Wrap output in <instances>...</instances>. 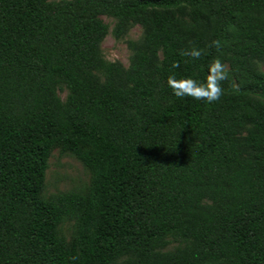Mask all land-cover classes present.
<instances>
[{
    "label": "trees",
    "instance_id": "16d2710c",
    "mask_svg": "<svg viewBox=\"0 0 264 264\" xmlns=\"http://www.w3.org/2000/svg\"><path fill=\"white\" fill-rule=\"evenodd\" d=\"M215 58L220 100L172 93ZM54 145L91 180L44 202ZM0 264H264V0H0Z\"/></svg>",
    "mask_w": 264,
    "mask_h": 264
},
{
    "label": "rangeland",
    "instance_id": "374dc122",
    "mask_svg": "<svg viewBox=\"0 0 264 264\" xmlns=\"http://www.w3.org/2000/svg\"><path fill=\"white\" fill-rule=\"evenodd\" d=\"M49 2L60 0H47ZM103 24L107 26V33L100 44V52L105 61L118 62L123 67H127L131 55L127 48L128 41H137L141 36V29L138 26L131 27L124 36L119 39L113 37L111 31L114 20L105 16L99 17ZM58 95L64 99L65 92L60 91ZM90 172L68 151L60 145H54L49 149L46 170L40 199L44 202L51 200L59 193L75 192L84 194L90 184ZM73 234V223L64 222L57 228V235L68 243ZM166 246L158 249L159 251H171L181 242L176 238L167 237Z\"/></svg>",
    "mask_w": 264,
    "mask_h": 264
},
{
    "label": "clouds",
    "instance_id": "9594fccd",
    "mask_svg": "<svg viewBox=\"0 0 264 264\" xmlns=\"http://www.w3.org/2000/svg\"><path fill=\"white\" fill-rule=\"evenodd\" d=\"M220 47L219 40L211 41L208 46ZM204 50L192 47L186 50H181V55L189 56L193 59H200ZM173 68H178L179 63L173 62ZM228 79V68L221 62L219 58L213 59L207 69V76L203 82H198L190 77L178 78L172 72L167 77V85L172 90V93L178 98L191 97L195 100H206L209 103L220 100L224 94V89L221 83ZM72 259H76L73 257Z\"/></svg>",
    "mask_w": 264,
    "mask_h": 264
}]
</instances>
